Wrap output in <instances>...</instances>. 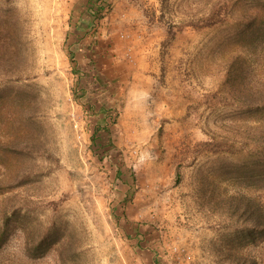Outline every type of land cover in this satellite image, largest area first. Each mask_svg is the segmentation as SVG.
Wrapping results in <instances>:
<instances>
[{"label":"rangeland","instance_id":"374dc122","mask_svg":"<svg viewBox=\"0 0 264 264\" xmlns=\"http://www.w3.org/2000/svg\"><path fill=\"white\" fill-rule=\"evenodd\" d=\"M82 4L0 0V264H264V0Z\"/></svg>","mask_w":264,"mask_h":264},{"label":"trees","instance_id":"16d2710c","mask_svg":"<svg viewBox=\"0 0 264 264\" xmlns=\"http://www.w3.org/2000/svg\"><path fill=\"white\" fill-rule=\"evenodd\" d=\"M111 0H83L82 7H80V12L77 13L79 15L73 16L75 18L74 21L71 22V31L67 34L66 40H72L69 42V46L74 44L75 42H79L86 39L88 32L91 30L92 26L94 25L95 21L97 19H101L103 13L109 9ZM89 16V21L85 23L83 21V16ZM76 67V65H75ZM104 110V109H103ZM105 111V110H104ZM107 114H110V112H107ZM106 116V114H103V118ZM98 127L95 128L93 132V140L96 139V134L99 130ZM118 177H122V173L118 170L117 174ZM135 234H141L138 230V228L135 230ZM2 241V239H1ZM152 264H164L160 258H158L157 255H155L153 259Z\"/></svg>","mask_w":264,"mask_h":264}]
</instances>
